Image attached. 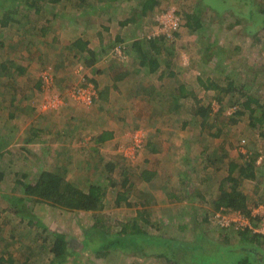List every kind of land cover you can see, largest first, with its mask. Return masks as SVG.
Segmentation results:
<instances>
[{
    "label": "rangeland",
    "instance_id": "rangeland-1",
    "mask_svg": "<svg viewBox=\"0 0 264 264\" xmlns=\"http://www.w3.org/2000/svg\"><path fill=\"white\" fill-rule=\"evenodd\" d=\"M27 1L0 0V64L4 62L7 64L6 66L10 65L8 67L13 72L10 78L2 76L0 79V97H2L1 94H5V101H7L4 108H0V140L2 138L11 140L10 145L4 151H1L2 147L0 146V171L5 173L0 188V256L13 257L14 264H31L26 262V259L31 255L38 259L49 258V254L43 247H46L48 243L46 241H49L51 234L55 232L69 236L71 244L78 250L84 239V230L92 226L97 219L106 221L108 226H112L113 232L118 233L126 224V217L118 216L116 211H111L113 208L114 210L119 208L116 205L95 215L67 211L45 203L32 204V215L35 218L31 224L29 222L30 213L24 217L17 216L10 211L12 207L16 206H11L7 197L21 196L20 182L34 183L39 170H51L58 173L60 171L68 180L84 191H88L89 187L94 184L108 186V191L111 189L116 191L117 183H120L123 178L122 174L131 175L136 181L135 175L142 169L140 165L144 162L148 164L149 161V165L144 166L154 167V163L151 164L147 156L150 155L148 153L152 149H148L146 145L149 140H157L159 144L164 140L165 146L169 148L167 149L168 153L174 154L172 150L176 151L174 155L177 156L182 153L181 158L183 159L179 160L183 162L184 158L188 157V166L199 169V172L193 175L192 185L209 191L208 195L206 193L208 196L206 203L208 204H201V206L207 207L195 211V216L199 219H202L207 211L206 219H208L197 225L198 231H201L204 239L198 240V247L210 250L216 264H236L241 257H244L241 256L242 253L230 252L225 258L221 247L214 250L211 245L223 246L229 243L234 245L238 241L232 232L227 230L231 228V231H238L235 224L225 228L233 235L231 242H227L222 233L225 229L220 228L214 220V216L219 211L212 203L220 198L221 191L215 196L214 192L220 183L222 185L228 179L232 163L241 165L257 155H259L257 165L260 167L258 175L260 182L264 183V136L250 125L248 116H244L236 125L225 124V128L221 126L223 130L219 137L211 135L209 130L202 132L197 128L198 126L191 115L195 108L192 97L178 100L170 87L174 83L184 81L190 92L197 94L205 106L213 107L214 114L221 108L214 99L216 92H205L206 90L198 78L204 81L207 79L217 80L221 85H227L230 80H233L238 86L240 84L250 86L251 91L255 92L261 103L264 104V24L262 23L257 31L249 28L253 26L254 21L258 20L256 15L259 14L261 18H264V13L256 10L253 17H235L231 10L225 9V14L218 17L217 14L222 12L224 4L226 7L232 8L235 5L234 2L230 0H205L204 2L203 0L206 4H213L215 10L214 12L209 10L208 15V19L213 20L212 25L208 23L212 26L211 29H208V34L209 37L213 36L214 38L209 39L210 41L206 43L209 45L208 49H211L207 51V45L204 47L197 40L185 38V30L181 29V26L176 32H165L170 29L167 27L164 29L160 19L161 16L170 13L169 11H175L176 14L181 15L184 8L180 9L177 6L184 7L185 5L186 8H189V3H194L195 0H160L155 15L146 17L141 22L144 30L140 34L139 40L144 42V49L148 52L149 46L146 41L165 36L166 39L159 43L160 54L158 57L161 59L164 57L165 60L167 57H171L168 61L171 67L168 70H171L176 76H167L168 80H171L166 83L162 95L155 90L150 92V95L149 93L144 95L143 92L146 90L144 85H152L158 80H156L157 75L140 74L137 77L133 75L137 49L127 48L125 64L121 62L115 64L118 67L117 71L110 69L117 55H120V51L122 55L121 49H117V55L111 52L112 46L117 43L118 35L116 17H113L110 23L107 21V18H110V13L114 11L110 6L112 3L107 0L106 5L103 1L97 3L95 0H89L91 1L90 5H94L91 8L86 3L81 6L77 0H63L58 4H45L46 11L43 10L41 15H37L34 9L26 8L27 4L24 3ZM253 1L257 7L264 6V0ZM243 4L241 7H244ZM10 11H16L18 23H13L11 26L2 25L6 18L4 14ZM51 11L54 12V17H50ZM49 18L51 22L48 32H41V29L44 28L43 23H47ZM162 21L167 24V17L165 16ZM33 27L36 30H33ZM110 27H112L111 31L104 30V28ZM26 29H30L31 33H28ZM83 30L88 31L85 33L90 38V44L92 48L99 51V55H95L97 51L95 53L92 51L94 55L89 53L77 56V51L71 49L70 44L84 34ZM132 32L128 30L126 35H122L123 40H129ZM174 34H176L175 37ZM92 59H97L99 62L90 66L88 62ZM11 61H14L15 67L11 66ZM16 66L23 67L26 71L18 74ZM47 69L53 72L54 81L53 87L49 91L44 89L46 85L41 81V75ZM125 69H130L128 71L131 72V76L136 78V82L133 83L129 80L123 81V85L121 83L116 85V75L119 76L118 73L122 74ZM161 69H165L163 64H161ZM168 70L165 72L166 75H169ZM94 71L101 72L99 76L104 78H100L102 91L97 85L101 95L98 94L99 99L96 103L85 104L82 100L73 97L72 92L79 90L82 84H91L89 77L97 76L89 75V72L93 73ZM10 83L12 85L8 86ZM111 83L115 84V89L112 88ZM104 84L106 86H103ZM93 86L95 87L94 82ZM174 89L177 91L176 88ZM55 95L61 97L60 104L52 109L53 112L47 111L44 115L41 112H46L43 102L51 103L50 100ZM141 96L152 102L146 103L143 100L144 97L140 98ZM138 99L141 100L138 101ZM129 100L136 104L128 116L122 111L124 105L130 102ZM233 100L231 97H227L223 101L225 110L223 118L225 120L235 111L233 109L235 106H231ZM147 107H150L149 113L145 110ZM131 115L138 117L140 119L138 121L142 123L136 126L134 122L122 120L131 117ZM179 120H182L183 124H186L185 120L188 122V126L184 127L183 131L180 130ZM28 123L34 126V129L45 130L41 136L34 134L36 144L29 145L30 151L27 150L25 143V140L32 136L29 128L25 130ZM143 123H158L160 125L157 129L152 126H143ZM104 132H111L113 137L104 144L98 145L96 140ZM137 137L143 139V147L134 150ZM171 138L177 142H168ZM46 144L53 145L51 146L52 150L57 147L58 149H55L57 154L47 153L45 151ZM62 148L67 150L64 154L65 159L59 153ZM202 152L207 153L203 157V161L200 157ZM210 156L214 160L213 164L210 161ZM118 161L121 175L118 170L113 173L110 170L112 167L116 168L114 162ZM182 162L181 166H183ZM237 176L238 172L235 174V177ZM111 180L115 183L114 186L111 184ZM225 187L228 191V184ZM240 188L250 197L253 215L255 210L264 212V204L259 206L253 204L252 198H255L253 193L258 189L256 182L241 180ZM112 190L107 195V200L111 205L115 198ZM260 194L264 196V184ZM23 206L21 205V207ZM222 209L228 214L234 213L225 208L220 210ZM185 210L189 209L185 208ZM258 217H261V214ZM260 226H264V221H260ZM43 243L46 244L43 245ZM180 255L182 256V254ZM83 258L84 264L166 263L164 260H156L154 257L126 255L125 259L115 253L104 260L105 262L102 259H97L94 254H86ZM192 258V254H187L183 264H194V258ZM250 260L254 262L256 257H251ZM247 262L251 264L250 261L247 260ZM195 264L197 263L195 262ZM256 264H262L261 260Z\"/></svg>",
    "mask_w": 264,
    "mask_h": 264
},
{
    "label": "trees",
    "instance_id": "trees-1",
    "mask_svg": "<svg viewBox=\"0 0 264 264\" xmlns=\"http://www.w3.org/2000/svg\"><path fill=\"white\" fill-rule=\"evenodd\" d=\"M62 1L63 0H28L24 4H27L26 8L34 9L37 15H41L43 10H45V4H58ZM77 1L81 3V6H84L83 3H86L88 4V7H90L89 0ZM144 1L145 2L142 5L144 9L141 10V14H144V16H146L148 13H152L154 11L156 6H158L159 2H157L158 0ZM230 1L234 2L235 5L231 8L229 6L226 7V4H224L222 11L224 12L225 9H229L232 11V14H234L235 17H253L256 14V10L264 13V6L257 7L253 0ZM242 3H244V7H241ZM211 7L214 8L213 4H211ZM15 12H6L4 14V17H6V23L4 21L2 25L11 26L13 23H18L16 21L18 20L16 19L17 14L15 15ZM133 12V19L138 18L137 16L141 15L140 12H138V9L133 10ZM53 13L51 11L50 17L55 16ZM184 13L186 14L185 26L188 30H191V32L195 33L205 31L206 23L204 24L205 21L203 19V12L200 9L194 11L192 15L190 14L191 12L189 10H185ZM218 14H221V12H219ZM256 17L258 18V20L254 21L253 26L249 27L254 31H257L262 23L264 24V18H261L259 14H257ZM49 19L47 23H43V29H41L40 27L41 32H48V29L50 28L49 25L51 22V19ZM129 22L131 21H125L124 26L127 25ZM236 24H238V22H236ZM33 30L36 29L33 27ZM26 31L28 33H31L30 29H26ZM165 39L166 37L162 35L157 39L146 41L148 42L149 46L148 52L144 49L143 41L139 40L133 45V47L137 49L142 55V65L144 67L148 66L151 72H156L162 64L160 63L161 58L158 57V55L160 54L159 43L161 41H164ZM70 46L72 50L77 51V56H83L85 53L88 52V43L84 42L82 39L77 40ZM206 50L208 51L211 49L207 48ZM95 60L96 59H92L88 62L90 63V66L93 65ZM6 65L7 64H4V62L0 64V79L2 78V76H5V78H10L12 76L13 72L11 68H9L10 65H8L9 67ZM11 66L15 67L14 61H11ZM16 71L18 74H21L24 73L26 70L23 67L16 66ZM199 81L202 87L206 90L205 92H216L214 99L217 101L218 105L221 106V108L215 114L213 111V107L211 105L205 106L202 103V100L195 93L190 92L187 94L186 90L182 89L178 90L180 92V97H177L178 94L175 95L178 100H180L181 98L188 99L192 97V101L195 108H193L191 115L193 116V119L195 120V123L197 124V128H199V130H201L202 132L205 130H209V133L211 135H213L214 137H219L223 130L221 126L224 127L227 124L236 125L240 121V119H242L244 116H248L250 119V125L257 131H259L261 135L264 136V104L261 103L258 95H256L255 92L251 91L252 89L249 88L250 86L248 87L246 85L241 84L238 86L233 80H230L227 85H221L217 80L212 79H207V81L199 79ZM95 88L97 90V96L92 99L91 103L93 104L98 101V94L100 93L101 95V92H99L96 86ZM2 95L3 94H1V96ZM227 97H231L232 99H234L233 103H231V106H235L233 108L235 111L231 116L227 118V120H225L223 118L225 114L223 101ZM49 112H53V110H50ZM184 125L188 126V122ZM44 133V129L32 128L31 135L33 136V138L29 137L28 139L30 140H28L27 143H35V135L41 136ZM112 137L113 136L111 132H104L98 136L96 142L98 145H102L112 139ZM10 142V139L6 141H0V146L2 147L1 149H6ZM47 148L48 145L46 144L45 149ZM210 157V161H212L213 164L214 160H212V156ZM258 157L259 155L249 161H245L241 165L235 163H232L230 165L229 177L225 181V183L228 184L229 190L227 191V189H225L224 183L221 187V196L215 202V209L217 211H220L221 208H225L230 212H241L245 217L249 219V224L251 228L250 226H248L244 229H237L238 231L233 230L234 232L231 231V228L227 229L230 230V232H232L234 237H236V239L238 240L236 241V244L230 245L229 243L228 245L223 246L212 244L214 250L217 247H221L225 258L228 257V253L230 252L242 253L241 256L244 257H241L240 260L236 262V264H249L247 260L250 261L251 264L259 263L261 260V263L264 264V234L255 232V230H258L262 227L260 226V221H264V216L258 217L253 215L252 208L250 206V197H248L246 193L243 192L240 188L241 180L246 179L256 182L258 189L253 193V196L255 197L252 198L254 202L253 204L255 206L264 204V196L262 194L259 195V192L263 189L264 183L260 182L258 175V169L260 168L257 165ZM237 172L238 176L235 177V174ZM4 178L5 173L0 171V188L1 184L4 181ZM19 185H21L20 189L22 195L14 198L7 197V200L11 203V206H16L14 208L12 207L10 211L12 213H15L17 216L22 215L24 217H27L28 213H30L29 222L31 224H33V219L35 218L32 215V204L45 203L53 207L65 209L67 211L86 213L93 212L96 214L101 213L105 208V187L100 184H94L89 187L88 191H84L76 184L68 180L65 175L56 173L54 171L39 170V173L36 177V181L34 183L20 182ZM21 205L24 206L21 207ZM129 229L131 228L129 227V224L126 223L122 226V229H120L118 233H115L112 230V226H108L106 224V221L97 219L92 226L87 227L84 230V239L80 243L78 250H76L71 244L69 236L63 233L55 232L54 234H51V237L48 239L49 241H46L48 242L46 247H43L45 248V251L49 254V258L43 257L41 259H38L31 255L29 258L26 259V262H30L31 264H84L83 256L86 254H94L97 259H102L104 261L110 255H113L115 253L117 256L125 257V259L126 255H133L141 256L144 258L154 257L155 259H164V261L166 262L165 264H181L178 262L177 256L174 254V249H176L177 246H172V244L174 243L173 240H163L158 237L145 238L146 234H143L142 230H140V232H137L136 230L129 232ZM230 232L226 231V229L222 232L224 234L223 237L227 240V242H231V239L233 238V235ZM45 244L46 243H43V245ZM176 245H178V243H176ZM178 246L184 247L186 252L192 253V256L194 258V264L195 262L197 264H216L213 260L214 258L210 250H205L202 247H196L192 250L194 252H190L189 250L193 247L186 248L185 246H183V244H179ZM164 249L166 250L165 252H163ZM251 257H256V260H254V262L251 261ZM14 263L15 261L13 257L6 258L5 255L0 256V264Z\"/></svg>",
    "mask_w": 264,
    "mask_h": 264
},
{
    "label": "crops",
    "instance_id": "crops-1",
    "mask_svg": "<svg viewBox=\"0 0 264 264\" xmlns=\"http://www.w3.org/2000/svg\"><path fill=\"white\" fill-rule=\"evenodd\" d=\"M97 3H101V1H103L106 5H107V0H95ZM109 3H112V5L110 4V6L114 9L113 13H110V18H107L108 23L112 22L113 17H116V21L118 22V35H117V43L112 46L111 52H113L114 54L117 55V49H119L121 47V50L124 54H122V56L120 57L119 55H117V58L114 62V64H112L110 66V69H113L114 71H117L118 67H116L115 64L117 63H122L125 64V60L127 59V54H125L126 49L127 48H131L130 50H134L133 45L134 43H137L140 39V34L143 33V25H141V22H143L146 17H151L153 16V14L156 12L157 7L160 5V0H158V6H156V8L154 9V11L151 13H148L146 16H144V14H141V10H143V3L145 2L144 0H108ZM91 2V1H90ZM102 2V3H103ZM205 2V0H204ZM203 0H195L194 3L190 2L189 4V8H186V6L184 5L178 8L182 9L184 8V11H182L181 15H177L181 18V29L183 28L185 30V38H188V40H190L191 38L195 41L197 40V42H201L202 45H204V47H206L205 45H207L206 43L209 42V39L214 38L213 36L209 37V30L212 28V23L213 20L210 18L208 19V15H209V10H212V12H214L215 10L211 7V4H206L204 3ZM88 5V4H87ZM90 7H94L89 5ZM122 9V10H121ZM138 9V12H140L141 15H138V18H134L133 16V10ZM201 10L203 12V19H204V24L205 25V31L202 32H191V30H188L187 27L185 26L186 23V18H185V10H189L192 15V13L194 11L197 10ZM133 12V13H132ZM226 10L223 12H221V14H217L218 17H221L225 14ZM215 14V13H214ZM121 15V16H119ZM155 15V14H154ZM125 21H131L129 22L127 25L124 26V22ZM208 23H211L208 24ZM117 27V25H116ZM112 27L110 28H104V30L106 31H111ZM127 29V30H126ZM129 31H133L132 35L130 36L129 40H123V36L122 35H126V33ZM187 31V32H186ZM87 30H83V33L77 40L82 39L84 42L88 43V52L85 54H92L94 55H99L98 54V50H95V48H92V45L90 44V38L88 37ZM176 34H174L175 37ZM208 35V36H207ZM177 37H179V35L177 34ZM194 37V38H193ZM197 38V39H196ZM75 41V42H76ZM74 42V43H75ZM73 43H71L70 45H72ZM129 44V46H128ZM69 46V45H68ZM209 47V45H207V48ZM92 51L94 53H92ZM139 52V51H138ZM136 53V57H135V69L132 73H134L133 75H135L137 77V75H145V74H149L150 76L152 75H157V79L158 81H156V83H152V85L150 84H146L144 85L145 89L143 94L144 95H150V92L154 91L157 92L158 94L162 95L164 92V88H166V83L170 80H168L167 76H171L174 77L176 76L175 74H173L171 72V70H168L169 67H171L170 63L168 61H170L171 57H167L166 60L164 59V57H162L160 63H162L165 66V69L169 71V75H166L165 69H161V66L158 68V70L156 72H151L150 68L148 66L144 67L142 65L141 62H143L142 60V55L140 53ZM78 54V53H76ZM79 56V55H78ZM120 57V58H119ZM130 60H132V58H130ZM99 61L96 59L95 62L93 63L94 66L98 63ZM114 65V66H113ZM109 69V70H110ZM130 69H125L124 72L118 73L120 74L119 76L116 75V85L119 83H121L123 85V81L127 82L130 80V82L135 83L136 82V78H134V76H131V72L128 71ZM53 74V72H52ZM94 74L97 77H89L91 82L95 84V86L100 88V90L102 91V87L100 86V78H103V76H99L101 74V72L99 71H94L93 73L89 72V75ZM88 75V76H89ZM128 78H126V77ZM131 76V77H130ZM122 77V78H120ZM42 78V75H41ZM54 79L56 80V78L54 77ZM104 79V78H103ZM102 79V80H103ZM201 79V78H198ZM174 81V79H173ZM177 81V79H176ZM113 85V83H111ZM11 86L12 84H8V86ZM111 85V86H112ZM115 85V84H114ZM114 85L112 86V88L114 87ZM103 86H106V84H104ZM136 86V85H135ZM142 87V86H141ZM9 88V87H8ZM149 88V89H148ZM176 88L177 91L174 89ZM115 89V87H114ZM170 89L173 91V94L176 95L178 94L177 97H180V92L178 90H182L185 89L186 93H190V90L188 88V85H186L184 83V81L179 82V83H174V85L172 87H170ZM56 91V89H54ZM148 90V91H147ZM166 90V89H165ZM154 94V93H151ZM156 94V93H155ZM172 94V95H173ZM135 97V95H133ZM144 96H141L140 98H143ZM182 99V98H181ZM6 100V95L3 94L2 97H0V108H4V104L7 103ZM141 99H138V101ZM146 103H150L152 101H150V99L145 98L143 99ZM130 101V102H129ZM129 103H126V105H124L125 107L123 108V113H125L126 115L129 116V112L132 110H134V105L136 104V102L129 100ZM129 104V105H127ZM152 106V105H151ZM150 106V107H151ZM150 107H147L145 110L148 111L150 110ZM133 108V109H132ZM50 111V110H47ZM47 111H41L44 115H46L45 113H47ZM10 117H13L12 115H10ZM132 119V120H131ZM125 121H131L132 123L134 122L136 126H139L138 124L142 123L138 120H140L138 117L136 116H132L131 117H127L125 119H122ZM179 125H180V130L183 131L185 126L182 123V120H179ZM187 124V121H184ZM29 125H27L25 127V130L27 128L30 129V131L32 130V128L34 126H31L30 123H28ZM35 124V123H34ZM158 123L154 124V123H150V124H144L143 126H147V127H155V128H159ZM44 126V125H42ZM181 136V135H180ZM33 138V136H30ZM182 138V137H181ZM4 138H2L0 141H6L8 139L3 140ZM30 139L25 140L26 143V148L27 150L30 151V147L29 145L31 144H36L35 143H27V141ZM156 140V139H155ZM162 143L159 144L158 141H150L146 142V146L148 149H152V151H150L147 155L148 156V160L151 161V164L154 163V167L153 166H144V165H149V161L148 164H146L145 162L140 165L141 166V172H139L138 174L135 175V180L134 181L131 175L125 176V174H122V172H120V170L118 169L120 167L119 161L117 163L114 162L115 167L113 169V167L110 169L111 173L116 172L118 170L119 174L121 176H123L122 180L120 181V183H117L116 187V191L112 190V194L113 196H115L112 205L110 204V202L107 200V195H109L107 187L108 186H104L105 187V192H106V197H105V208L102 212L107 211V208H111L114 207L116 205V207L119 208H114L111 211H116L118 214V216L123 215L124 217H126V221L125 223L129 224V227L131 229H129L130 231H137L140 232V230H142L143 234H146L145 238H151V237H158L161 239H171L174 241V243L172 244V246H177L176 249H174V254L177 256V260L179 263L183 264L185 261V257H187V254H192L189 252H186L184 247H180L178 246L179 244H183V246H185L186 248H191L189 251L190 252H194L192 251L193 249H195L196 247L199 246L198 240H204L202 237V234L198 231L197 225L199 223H203L206 222L208 219H206V212L205 211V216L202 219H199L197 216H195V211H198L199 208H206L207 206H201L202 205H207L208 203H206V201L208 200V189H199L197 187V185H192L193 183V175L195 173L199 172V169H197V167H189V158L185 157L183 162L181 161L183 158H181V154L180 156L178 155H174L176 154L175 150H172L174 152L173 153H168L167 148L165 145V141H161ZM167 142V139H166ZM168 142H177L175 139H170V141ZM11 143V142H10ZM10 143L8 145H10ZM48 145V148L45 149V151L47 153L51 154H57V152L55 151V149H58L57 147H55L53 150L51 149V146L53 145ZM7 149V148H6ZM51 149V150H49ZM5 149H2L1 151H4ZM44 149H42L43 151ZM67 150L65 148H62V150L59 152L61 153V157H63L64 159L66 158V156L64 155L65 152ZM181 151V149H180ZM44 152V151H43ZM205 154H207L206 152H202V154L200 155V157L202 158L203 161V157L205 156ZM59 155V154H58ZM181 158V160H179ZM69 159V158H68ZM147 160V159H146ZM182 162V165L181 164ZM112 164V163H109ZM195 166V165H194ZM212 166V165H211ZM187 167V169H186ZM193 168V169H192ZM67 169V168H66ZM65 170V169H64ZM206 171L208 170L205 169ZM51 171V170H49ZM228 172V170H227ZM58 173V172H56ZM59 174H62V172L59 171ZM225 183V182H224ZM223 183V184H224ZM111 184L114 186L115 183L111 180ZM222 184V185H223ZM221 183L219 184V186L216 189V192H214V196L215 194H217L220 190V188L222 187ZM226 183L224 184L225 187ZM103 186V185H102ZM215 186V185H213ZM226 189V187H225ZM213 190V188H212ZM207 193V195H206ZM182 194V196H181ZM213 200V197H212ZM217 201V199H216ZM215 201V202H216ZM109 202V203H107ZM215 202L212 203V205H214L215 207ZM198 206V207H197ZM185 208L189 209L188 211L185 210ZM190 211V212H189ZM189 212V213H188ZM194 212V213H193ZM89 214L93 213V212H87ZM95 215H97L96 213H93ZM100 213H98L99 215ZM192 214V215H191ZM128 216V219H127ZM107 224V223H106ZM153 228H155V230H152ZM133 229V230H132ZM155 232V233H154ZM141 236V235H140ZM196 241V242H195ZM164 242V241H163ZM176 243H178V245H176ZM211 244V243H210ZM212 245V244H211ZM166 250L164 249L163 252H165ZM173 251V250H171ZM170 252V250H169ZM182 254V256L180 255ZM153 258V257H150ZM155 259V258H154ZM156 260H160V259H156ZM164 260V259H163ZM188 263V262H187Z\"/></svg>",
    "mask_w": 264,
    "mask_h": 264
},
{
    "label": "built area",
    "instance_id": "built-area-1",
    "mask_svg": "<svg viewBox=\"0 0 264 264\" xmlns=\"http://www.w3.org/2000/svg\"><path fill=\"white\" fill-rule=\"evenodd\" d=\"M170 13L165 14L164 16H161V22H163V26L164 29L167 27L170 30L165 31V32H176L180 26H181V18L175 13V11H169ZM163 15V14H162ZM165 16L167 17V24H165L164 21H162ZM159 19V20H160ZM166 34V33H165ZM171 35V33H170ZM121 49V47L119 48ZM123 54V52H122ZM120 57L121 55V51H120ZM41 81H43V83L46 85L45 86V90L49 91L54 84L53 81V76H52V71L51 70H46L43 74H42V78ZM86 85V86H84ZM72 96L75 97L77 100H82L85 104H90L92 102V99L97 96V92L95 90V87L93 86V84H82L81 88L79 90H77L76 92L73 91L72 92ZM49 100V99H48ZM60 100L61 97L58 95H55L52 97V99L50 100L51 103H46L45 101L44 103V109L47 110H52L54 107H56L58 104H60ZM59 102V103H57ZM43 108V105H42ZM141 147H143V139H141V137H137L135 139V144H134V150L136 149H140ZM261 214V217L264 216V212H260L258 210L254 211V216H259ZM234 217V218H232ZM214 220L217 222V224L220 226V228H228L231 227L232 225H236V229H244L248 226H250L249 224V219L247 217H245L241 212H234V213H226L224 211V209L220 210L219 213H217L214 216ZM251 228V226H250ZM255 232L258 233H262L264 234V226L261 227L258 230H255Z\"/></svg>",
    "mask_w": 264,
    "mask_h": 264
}]
</instances>
